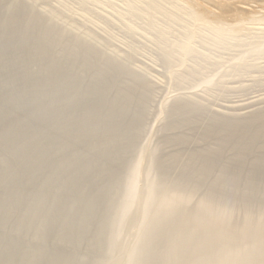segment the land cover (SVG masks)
I'll list each match as a JSON object with an SVG mask.
<instances>
[{
	"label": "bare ground",
	"instance_id": "6f19581e",
	"mask_svg": "<svg viewBox=\"0 0 264 264\" xmlns=\"http://www.w3.org/2000/svg\"><path fill=\"white\" fill-rule=\"evenodd\" d=\"M30 1L0 0V264H264V175H256L264 157L253 160V177L238 187L240 164L221 149L193 146L163 156L150 144L140 149L146 157L139 154L127 170L126 187L113 188L111 178L104 186L96 183L124 158L123 152L113 158V147L135 143L140 125L122 115L141 107V92L122 86L126 76L134 82L140 77L122 64L100 73L110 63L107 55L54 22L55 8L40 11ZM143 3L164 23L189 28L177 46L178 68L196 37L223 47L228 39L264 33V0ZM259 42L250 49L264 55V40ZM169 47L161 51L165 58H171ZM173 101L160 107L161 118L182 115L189 130L192 112L219 118L213 124L227 131L235 123L243 130L264 127V97L219 111L186 94ZM157 132L160 144L177 146L190 137L167 122ZM254 141L247 145L260 144ZM115 199L120 206L112 217Z\"/></svg>",
	"mask_w": 264,
	"mask_h": 264
},
{
	"label": "rangeland",
	"instance_id": "374dc122",
	"mask_svg": "<svg viewBox=\"0 0 264 264\" xmlns=\"http://www.w3.org/2000/svg\"><path fill=\"white\" fill-rule=\"evenodd\" d=\"M45 1L47 0H31L29 4L40 11H42V9H51L50 11H52V9L55 8V10L53 9L54 15L52 14L53 16H51L54 22L59 23L61 28L66 29L67 27L73 34L81 35V37L83 36L86 47L91 46L94 49L100 50V53L107 55L110 63L106 64L107 68H102V72L100 71V73L103 74L107 72L111 65L122 64L133 74L136 75L137 73V77H140H138L140 81L136 79L135 83L130 75L126 76L124 79V86H122V88L125 89L133 88L134 90L132 91L134 92L136 90L139 91V93L141 92L140 99L143 101L141 107L138 109L132 107L131 109L134 111H128V113L122 115V119H124L125 122L130 123L134 121L140 125L139 131L136 133L135 143L124 150L118 148L117 145L113 147V158L120 154H117L118 152H123L124 158L122 161H115L114 170L112 172L109 171L104 179H95L97 184L104 186L107 179L111 178L109 180L117 181V184L113 186V188L123 189L126 187L125 185L127 182L131 180L127 170L129 171L131 163L136 160L139 154L146 157V153L140 152V149L150 144L152 149L158 148V153L163 156L170 150L173 154L177 152L176 154L182 155L187 151L186 149H191L193 146H196L194 149L205 152L221 149L223 155L228 156L229 159L234 158V160H230L231 162L240 164L239 171L242 173L240 175L241 179L238 187H241L246 179L253 177V160H260L264 157V127L262 124L258 123L253 125V129L243 130L238 128L235 123L231 124V131H227L226 129L216 128L213 124L215 119L219 118L192 112L188 116L190 118L189 120H193V126L190 125L192 127L191 130H189L186 126L187 122L183 121L185 118H183L182 115H178L175 118H161L162 116L159 114V109L163 105L170 106L174 102L173 99L182 94L190 95L193 101L200 102L208 108L218 111L219 109L221 110V108L230 107V105H241L251 100L264 97V86L262 87V85L257 84L260 80L264 82V55L260 53L258 55L251 51L254 45H257L260 40H264V33H261L262 35H258V37H255V34L253 35L252 39L254 38L253 41L255 40L257 43L252 42L251 37L247 39H245L246 37H240L237 39H228V42L225 40L227 44L223 45V47L217 45L218 48H216V45H214L215 47L213 46L214 42L210 38L204 41L203 39L205 38H203L202 35L200 37L203 39L196 37V39L192 41L193 44L191 47L193 49L191 48V54L185 57L186 63L184 67L178 68L175 67L177 61L180 59L177 46L186 42L185 39L187 37L185 35H187V33L185 30L189 28L186 27L187 25L183 26L180 22L168 25V23H164L159 17H154L152 14L153 10L146 6L148 3H143L145 0H49V2L47 1L48 3L46 2L47 4L44 3ZM141 9L144 11L142 12ZM138 12L139 14L142 12L141 14L145 17L141 14V16L137 15ZM107 24L109 26H107ZM151 26L154 28L151 29ZM258 27L262 29V26L257 25V28ZM257 33L258 32H256V34ZM160 36L162 37L161 39L159 38ZM232 41L238 44L236 43L234 46ZM243 41H245L244 44ZM246 41L251 42V44L249 43V45H246L248 44ZM168 47L169 49L171 48V58H165L161 53L163 49ZM247 57L249 59H247ZM111 58L115 59L113 60ZM235 59L237 60L235 61ZM240 61H242V63ZM236 62H240V64ZM243 63H245V65L258 66V68L257 70L255 69V71L253 70L254 68L251 69L253 72L250 69V71H247L244 69ZM236 64H238L239 67H237ZM260 66L263 68L262 70ZM181 68H185L184 70L186 71H181ZM177 69L181 70L179 71ZM132 70H134L135 73ZM171 70L175 72V74ZM188 71L189 73L186 75ZM169 72H172L173 77H171ZM97 76L98 73H95V75L93 74V78ZM183 76L186 77V79L183 78ZM176 77L178 78L177 80ZM180 81H182V83ZM142 84L144 88H142ZM239 86H241V88ZM134 92L130 94L134 95ZM166 122L167 124L174 125L177 133L183 132L189 135L188 142L177 146L175 144H165L164 141H162L161 144L158 143L156 140L158 135L157 130ZM180 137H184V135ZM186 137L188 139V136ZM256 138L259 139L260 144L254 147L253 143H255L254 140ZM250 140L253 141V143L247 145ZM243 144L246 145V147L241 149ZM180 160L184 161V158L182 157ZM262 165H264V163ZM262 165L261 168H264ZM169 166L172 172L176 168L175 164H170ZM94 167L95 166H93V169H95ZM261 174L264 175V169L260 170L256 175L260 177ZM259 180H263V178ZM79 187V194H83V186H81V188ZM77 195L78 192L73 198H71L72 194L68 195L67 197L71 198L69 203L74 202ZM97 197L95 196L94 199ZM119 206V200L115 199L114 210L110 212L109 216L114 217V214H118L116 211ZM101 211L103 212L100 208L94 215H100ZM53 236L55 235L53 234ZM92 257L94 258V251L91 252L87 260L90 261Z\"/></svg>",
	"mask_w": 264,
	"mask_h": 264
}]
</instances>
